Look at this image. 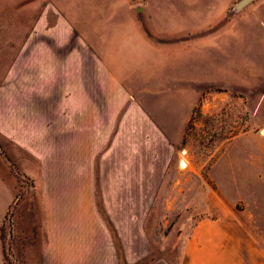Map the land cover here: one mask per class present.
Returning <instances> with one entry per match:
<instances>
[{
	"label": "rangeland",
	"instance_id": "rangeland-1",
	"mask_svg": "<svg viewBox=\"0 0 264 264\" xmlns=\"http://www.w3.org/2000/svg\"><path fill=\"white\" fill-rule=\"evenodd\" d=\"M238 1L0 0L1 264L55 261L17 231H36L44 177L80 171L95 175L102 215L109 179L126 177L123 234L152 250L137 264L162 250L182 264L185 243H264V0ZM95 80L126 102L98 105L104 135L74 153L61 100Z\"/></svg>",
	"mask_w": 264,
	"mask_h": 264
},
{
	"label": "crops",
	"instance_id": "crops-1",
	"mask_svg": "<svg viewBox=\"0 0 264 264\" xmlns=\"http://www.w3.org/2000/svg\"><path fill=\"white\" fill-rule=\"evenodd\" d=\"M233 1L168 0V6L188 10L224 9ZM195 14V22L204 26L209 23L206 20L207 10L203 12V19L201 11ZM191 20L190 17L188 23ZM76 88L72 95L61 100L71 104V150L74 153H90L95 151L96 136L104 135L102 120L98 116L102 108L98 105L115 104L120 109L126 97L122 95L123 86L114 85L110 80L81 81ZM109 88H116L119 95L111 96ZM77 166L80 169L90 168L93 163L87 158L79 161ZM44 178L36 204L38 227L36 231H31L28 226L20 227L17 238L31 244L29 247L46 251L50 258L55 259L49 264H137L149 258L152 252L149 243H127L123 234L127 223L132 222L128 212L126 177H111L110 188L101 192L104 215L97 202L95 175L80 171L79 174ZM133 222L141 224L142 232V215ZM1 243L0 234V249ZM164 253L162 250L163 260L155 264H176L173 254L168 253L166 257ZM2 256L0 252V264ZM183 258L182 264H264V243H185Z\"/></svg>",
	"mask_w": 264,
	"mask_h": 264
},
{
	"label": "water",
	"instance_id": "water-1",
	"mask_svg": "<svg viewBox=\"0 0 264 264\" xmlns=\"http://www.w3.org/2000/svg\"><path fill=\"white\" fill-rule=\"evenodd\" d=\"M253 1L255 0H239L235 5L234 10L239 11L244 7H246L247 5H249L250 3H252Z\"/></svg>",
	"mask_w": 264,
	"mask_h": 264
}]
</instances>
